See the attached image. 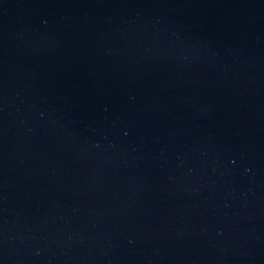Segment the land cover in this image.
Segmentation results:
<instances>
[{
  "label": "water",
  "instance_id": "1",
  "mask_svg": "<svg viewBox=\"0 0 264 264\" xmlns=\"http://www.w3.org/2000/svg\"><path fill=\"white\" fill-rule=\"evenodd\" d=\"M0 264H264V0H0Z\"/></svg>",
  "mask_w": 264,
  "mask_h": 264
}]
</instances>
